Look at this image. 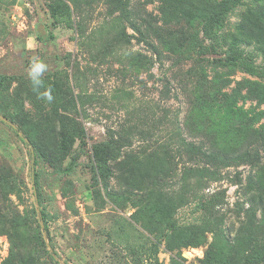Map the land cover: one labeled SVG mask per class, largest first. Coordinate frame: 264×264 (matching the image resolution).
<instances>
[{"label":"rangeland","instance_id":"1","mask_svg":"<svg viewBox=\"0 0 264 264\" xmlns=\"http://www.w3.org/2000/svg\"><path fill=\"white\" fill-rule=\"evenodd\" d=\"M221 1L179 0L156 54L131 27L146 31L144 0H0V264H208L224 247L242 264L238 243L264 264L263 0ZM191 145L227 158L193 196ZM195 229L202 243L180 248Z\"/></svg>","mask_w":264,"mask_h":264},{"label":"trees","instance_id":"2","mask_svg":"<svg viewBox=\"0 0 264 264\" xmlns=\"http://www.w3.org/2000/svg\"><path fill=\"white\" fill-rule=\"evenodd\" d=\"M179 0H144L145 5V17H143L145 32H142L141 28L139 27L136 22L132 23V29L136 33L142 34L144 37V40L146 41L147 45L154 51V53L158 54L159 49L158 46L166 47L168 45V42L165 40V37L163 36V32L167 33L169 38L174 39L176 35H178V30H171L169 28L170 24L172 23L174 16L171 14V12L176 13L177 11V4ZM229 2L227 0L221 1L218 3V6L220 7H226V5ZM150 5H156V12L149 10ZM262 6L264 7V0ZM169 10V11H168ZM171 11V12H170ZM169 12V13H168ZM256 38L259 37V34L264 33V28L261 26V24L256 23ZM183 35V33H182ZM191 43V42H187ZM174 48H170V51L172 52ZM174 53V52H173ZM233 61L239 60V57L235 56ZM7 77H2L0 79V84L5 81ZM15 129V128H14ZM15 132H19V129H15ZM78 138L81 140V146H85V138H86V132L85 130H81L79 133H77ZM75 137H69L68 142L64 141L66 149L68 146H72L75 143ZM113 141L106 142L97 148L94 149V158L96 161V167L101 175H105L112 172V167L110 165V162L113 160L114 157V151L113 149ZM30 145V144H28ZM183 152L192 158L196 162V166L192 168L185 169L182 176L185 180V185H187L188 179H193L194 181V188L195 190L192 192V196L197 194L199 191H202V189H205L204 187L206 184H208V181L217 179L218 173L213 170V166H218L217 162L226 160L227 158L225 156H222L219 151L217 150H210V149H203L201 147L197 146H185L183 149ZM253 154L251 151H245L241 155L237 156L236 159H241L245 165H251L253 162ZM69 167V166H68ZM73 168L70 166L68 170H72ZM251 183H256L255 180L252 178ZM189 192L182 190L180 197L178 198V201L180 204H184L186 200H188L189 195H187ZM191 196V195H190ZM205 203V202H204ZM211 226V231H214L215 233V241L218 245V248H221L224 245L223 241V234L217 229L218 223L215 220H207L204 227ZM195 230H188L185 232L186 235H189V238L191 240H182V245L179 247L184 248L189 245H200L204 238L200 237V234ZM191 241V242H190ZM180 242V243H181ZM192 243V244H191ZM240 244L238 243L235 246V253L240 254L239 256V263H243V253L240 248ZM226 249L221 248L220 251L214 253L212 257L208 256V260L210 258V262L208 264H231L229 261H225L223 259L222 255H225Z\"/></svg>","mask_w":264,"mask_h":264},{"label":"clouds","instance_id":"3","mask_svg":"<svg viewBox=\"0 0 264 264\" xmlns=\"http://www.w3.org/2000/svg\"><path fill=\"white\" fill-rule=\"evenodd\" d=\"M46 70V65L40 62L37 59H34L28 71V78L30 79L33 89L38 91L40 87L43 86V81L40 79L42 73ZM40 99L46 100L48 103H51L54 99L51 89L44 91L43 93H38Z\"/></svg>","mask_w":264,"mask_h":264},{"label":"water","instance_id":"4","mask_svg":"<svg viewBox=\"0 0 264 264\" xmlns=\"http://www.w3.org/2000/svg\"><path fill=\"white\" fill-rule=\"evenodd\" d=\"M0 119L4 120V118L1 115H0ZM12 126H13V128L16 129V127L14 125H12Z\"/></svg>","mask_w":264,"mask_h":264}]
</instances>
